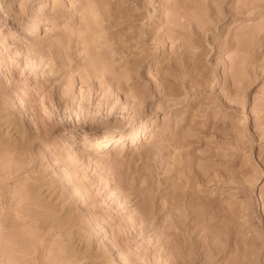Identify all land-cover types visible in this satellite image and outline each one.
<instances>
[{"label": "rangeland", "instance_id": "obj_1", "mask_svg": "<svg viewBox=\"0 0 264 264\" xmlns=\"http://www.w3.org/2000/svg\"><path fill=\"white\" fill-rule=\"evenodd\" d=\"M0 264H264V0H0Z\"/></svg>", "mask_w": 264, "mask_h": 264}, {"label": "bare ground", "instance_id": "obj_2", "mask_svg": "<svg viewBox=\"0 0 264 264\" xmlns=\"http://www.w3.org/2000/svg\"><path fill=\"white\" fill-rule=\"evenodd\" d=\"M99 64V63H98ZM97 65V64H96ZM98 66V65H97ZM144 130V129H143ZM151 132H144L142 135H141V137L139 138V140H138V136H136L135 135V133L134 132H131V133H129L128 134V138H129V143H128V146H134L135 145V140H138V142H141L142 140H147V138L148 137H150L151 136V134H150ZM118 136V137H117ZM123 136L121 135V134H119V131H118V134H115V133H113V132H111V133H109L108 135H105V136H102L101 137V140H100V142H99V145H95V146H93V147H91V148H89L90 149V151H89V154H94V155H98V154H100L101 152H103L104 151V149H105V151H108V143L110 142V141H116V140H120L121 138H122ZM82 140H85V139H82ZM79 144H84V142H82V143H79Z\"/></svg>", "mask_w": 264, "mask_h": 264}]
</instances>
